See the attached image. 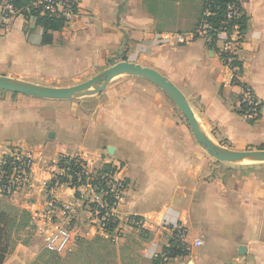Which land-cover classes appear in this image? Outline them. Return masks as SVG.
I'll return each instance as SVG.
<instances>
[{
  "label": "crops",
  "instance_id": "0c3cea01",
  "mask_svg": "<svg viewBox=\"0 0 264 264\" xmlns=\"http://www.w3.org/2000/svg\"><path fill=\"white\" fill-rule=\"evenodd\" d=\"M204 2L79 0L77 16L49 46L36 23L17 18L0 31V76L68 88L133 62L172 82L215 144L264 150V115L250 124L240 113L242 87L220 56L225 40L216 52L201 38L186 45L170 39L197 28ZM239 2L248 22L234 36L242 63L236 79L264 105V0ZM14 149L33 159V188L0 204L48 219L52 195L53 228L67 225L66 207L82 204L69 185L49 190L60 157L81 158L92 171L119 167L115 177L126 189L113 213L121 236L112 240L82 205L70 223L76 248L101 237L115 245L119 264H154L178 232L189 255L168 264H264V163L213 158L179 108L148 80L120 76L101 93L75 100L0 91V159ZM44 247L38 231L30 244L18 241L4 264H32Z\"/></svg>",
  "mask_w": 264,
  "mask_h": 264
},
{
  "label": "built area",
  "instance_id": "2783aa9c",
  "mask_svg": "<svg viewBox=\"0 0 264 264\" xmlns=\"http://www.w3.org/2000/svg\"><path fill=\"white\" fill-rule=\"evenodd\" d=\"M209 1V0H207ZM79 0H33L29 6L24 9H18L15 6V0H0V31L4 30L10 23L15 21L17 18H22L25 23L31 24L38 22L39 16H45L49 14L50 16H57L59 18H64L67 23L71 22L78 14ZM210 15L208 7L205 10L202 21L197 28L186 34H176L170 39L175 40L178 44L186 45L199 38L203 39L209 46L214 42L213 34L222 35L223 38L229 37L228 31L225 28L220 27L214 28L205 19ZM242 11L239 6L233 4L228 7L227 17L231 19L232 17H240ZM236 34L230 36V41L226 43V49L224 52L235 56V51L239 48V39L234 37ZM235 59L230 57L223 60V63L231 70L233 74V81L236 80V73L239 71L238 68L233 67L231 64ZM239 109L243 112L246 118L255 119L258 117L259 113L264 112L263 103L255 96L251 89H242L241 96L239 98ZM76 165L82 169L81 174H77L78 186H75V191L80 193L79 202L82 203L80 206L85 205V201H89L91 208L90 212L93 217L99 219L101 210L109 209V205L104 199L110 193H113L114 200L116 201V206L112 207L111 215L114 216L113 210L117 207L120 202L122 195L126 189V184L123 181L116 179V174L119 169L118 166H112V171L106 175L98 174V171H92L87 168L85 162L81 158H74ZM33 159L31 156L24 154L18 149L12 150L9 154L0 159V198H11L18 192L25 191L33 188ZM59 169V168H58ZM63 174H56L53 177L55 181L53 189L58 188L63 185L58 180V176L65 175L66 172L59 169ZM85 174L86 179L82 181L81 175ZM66 176V175H65ZM105 180L106 186H101V184L94 185V182L98 181V177ZM71 179V177H67ZM49 214L48 218L51 216L56 206L54 199L49 200ZM77 207H66V211L69 212L67 225L56 226L50 235L45 239V249L52 254L57 256H67L74 252L76 248L75 236L71 230L70 223L75 218L77 213ZM108 217V216H106ZM106 217L103 219L105 220ZM44 219V218H43ZM47 219V218H46ZM101 229L103 231L102 225ZM121 236L119 227L116 229L112 240H116ZM197 246H201V242H196Z\"/></svg>",
  "mask_w": 264,
  "mask_h": 264
},
{
  "label": "trees",
  "instance_id": "16d2710c",
  "mask_svg": "<svg viewBox=\"0 0 264 264\" xmlns=\"http://www.w3.org/2000/svg\"><path fill=\"white\" fill-rule=\"evenodd\" d=\"M33 0H15V6L18 9H24L29 4L32 3ZM237 5L241 9V5L239 0H205L204 6L201 12L200 20L198 23V26L200 22L203 19V16L205 14V10L208 7L210 15L206 17L205 19L209 24H211L214 28H220L223 27L228 31L229 37L223 38L222 35L213 34L214 42L209 45V47L216 52H219V50L216 47V44L219 40L224 39L225 42L230 41V36L237 34V36L242 35L246 29H247V22L248 18L243 15L240 17H232L229 19L227 17L228 14V7L230 5ZM242 11V10H241ZM67 25V21L64 18H59L57 16H50L49 14H45V16H39L37 26L42 29V43L45 46L52 45L54 43V33L62 31L65 26ZM240 43V40H238ZM221 59L226 60L230 57L234 58L235 60L232 62V66L239 69V72L242 70V63L238 60L237 56H232L227 52H221L220 53ZM123 60H127L125 56H122ZM235 84L240 85L242 89H248L249 87L241 84L240 82L234 80ZM251 89V88H249ZM241 114L245 115L243 112L240 111ZM264 115V112L259 113L258 117L255 119L247 118L248 122L250 124H254L257 120L261 119ZM58 168L62 169L66 172V176H58V180L63 185H69L71 188H74L75 186H78V178L77 174L82 173V169L76 165L75 159L71 157H60L58 160ZM112 165H105L102 170L98 171V174L100 175H106L109 174L112 171ZM67 177H71L72 180H69ZM82 181H85L86 175L82 174ZM56 180H52L49 184V190L54 187ZM101 184V186H106L105 180H102L100 176L98 177V181L94 182V185ZM126 184V183H125ZM114 194L109 192V195L106 196L104 199L106 200L107 204L109 205V209L101 210V213L99 215V219L101 220V225L103 228L104 233H107L110 237L115 234L116 229L120 225V221L118 218L111 214V208L116 206V201L113 198ZM75 197L77 199L80 198V193L78 191H75ZM1 203L0 204V264H4L6 257L14 250L15 246L17 245V242L15 244H10L9 240H7V236L9 233V228L11 225V221L14 222H25L24 225H29V222L32 221V215L27 212L26 210H20L13 206H9L7 204ZM6 207L7 211H5L3 208ZM108 216V217H106ZM106 217L105 220H103ZM131 220H134L137 222V218H131ZM23 229H26L27 227H22ZM34 229V228H33ZM106 240L99 237L93 242H87L89 245L94 244H102L105 243ZM87 244V245H88ZM114 256H115V249L113 250ZM86 253H89V250H84L81 247V250L79 252L78 258H83V255H86ZM71 254H68L66 258H69ZM189 255V250L187 245L181 240L180 235L178 232H174L173 236L170 238L169 246L164 249L163 256H159L155 259L154 264H168V261L172 259L177 258H184ZM61 256H58L57 258H51L49 260H43L41 257H39L37 260H35L32 264H72V261L65 262L64 259ZM96 261L98 259L103 258L102 255H95ZM87 264H96V261L86 259ZM106 263V262H105ZM101 264V262L99 263Z\"/></svg>",
  "mask_w": 264,
  "mask_h": 264
},
{
  "label": "water",
  "instance_id": "95a60500",
  "mask_svg": "<svg viewBox=\"0 0 264 264\" xmlns=\"http://www.w3.org/2000/svg\"><path fill=\"white\" fill-rule=\"evenodd\" d=\"M124 75L143 78L159 87L182 112L198 143L216 160L231 164L264 163V150L237 152L221 148L219 145L215 144L202 131L193 110L182 92L156 70L143 67L133 62L122 61L107 69L102 75L83 84L68 88L41 86L18 79L0 76V91L46 100H75L101 93L114 79Z\"/></svg>",
  "mask_w": 264,
  "mask_h": 264
},
{
  "label": "rangeland",
  "instance_id": "374dc122",
  "mask_svg": "<svg viewBox=\"0 0 264 264\" xmlns=\"http://www.w3.org/2000/svg\"><path fill=\"white\" fill-rule=\"evenodd\" d=\"M63 173L59 171V174H63ZM62 176H65V175H62ZM69 180H71V179H69ZM2 199L8 200L7 198H2ZM48 199L51 200L52 195H50ZM4 203L7 204L6 201ZM85 206L88 209L91 208L89 201H85ZM3 209L7 211L6 207H4ZM52 221H53L52 218L39 219V220L32 219V221L29 222V225H27V224L24 225L26 221H24V222L11 221L7 240H9L11 245L15 244L16 242L18 243V241H22L25 245H28L33 241L34 235L38 231H40L41 234L46 239L54 229ZM23 226L27 227V228L23 229L22 228ZM130 236H132V235H130L126 232L125 237H130ZM87 242H85V241L79 242L78 247L75 249V251L73 253H71L69 258H66L67 256L63 257V258H66V259H64L65 262H69L71 260L72 264H87L86 259H89V260L93 259L94 261H96L95 255H98V256L102 255L103 258L98 259V261H96V264H99L100 262H101V264H119L118 261L115 259L116 253H115V256L113 253L114 252L113 250L115 249V247H114L115 245L112 242L106 241L105 243H102V244L97 243V244H94L92 246L89 245ZM81 247L84 250V252H85V250L86 251L89 250V253H86V255H83V258H78V256L81 255V254H79ZM115 252H116V249H115ZM39 257H41L43 260H49L51 258H57L58 256L50 253L44 247L42 249L41 253L39 254V256L35 260H37Z\"/></svg>",
  "mask_w": 264,
  "mask_h": 264
}]
</instances>
